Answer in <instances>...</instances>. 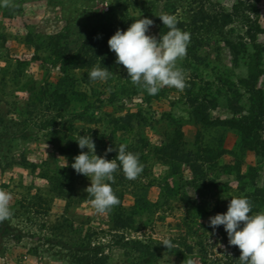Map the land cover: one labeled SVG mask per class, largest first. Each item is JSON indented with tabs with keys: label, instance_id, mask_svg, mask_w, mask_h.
Listing matches in <instances>:
<instances>
[{
	"label": "rangeland",
	"instance_id": "rangeland-1",
	"mask_svg": "<svg viewBox=\"0 0 264 264\" xmlns=\"http://www.w3.org/2000/svg\"><path fill=\"white\" fill-rule=\"evenodd\" d=\"M190 33L183 90L148 95L107 40L139 17ZM114 75L90 81L93 66ZM90 135L111 160L125 145L142 172L117 169L119 203L96 213L71 168ZM114 150L105 154V150ZM66 160V161H65ZM0 264H239L223 226L232 197L264 212V0H9L0 6ZM168 239L171 247L162 241Z\"/></svg>",
	"mask_w": 264,
	"mask_h": 264
},
{
	"label": "clouds",
	"instance_id": "clouds-1",
	"mask_svg": "<svg viewBox=\"0 0 264 264\" xmlns=\"http://www.w3.org/2000/svg\"><path fill=\"white\" fill-rule=\"evenodd\" d=\"M9 0H0V6H7ZM166 33L158 37L147 34L153 20L139 17L132 21L126 30L117 29L107 40L108 48L115 54V63L122 65L129 79L148 95H156L161 88L170 87L183 90L186 86L184 71L177 61L186 55L190 42V33L177 27L174 15L162 13L159 16ZM114 74L105 67L93 66L88 73L90 81L104 82ZM81 151L73 158L71 168L75 173L88 178L90 184L85 192L90 195V203L96 213L109 212L119 203L110 181L113 173L119 169L126 179L133 180L142 172L138 155L120 145L114 159H105V155L95 154V144L90 135H77L76 140ZM112 147L105 154L113 151ZM66 161V160H65ZM11 192L0 189V222L12 215ZM252 204L247 197L238 196L229 199L227 210L208 218V227L215 232L223 226L228 244L239 250V264H264V212L250 214ZM166 248L171 247L168 239L162 241Z\"/></svg>",
	"mask_w": 264,
	"mask_h": 264
}]
</instances>
